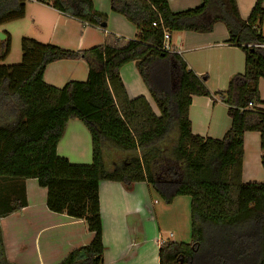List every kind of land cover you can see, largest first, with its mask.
Listing matches in <instances>:
<instances>
[{"label": "trees", "instance_id": "trees-1", "mask_svg": "<svg viewBox=\"0 0 264 264\" xmlns=\"http://www.w3.org/2000/svg\"><path fill=\"white\" fill-rule=\"evenodd\" d=\"M84 24L105 28L108 16L93 0H39ZM28 0H0V25L23 19ZM264 0L247 20L236 0H203L201 6L173 12L169 0H111L112 11L138 30L135 38L108 33L104 44L70 50L22 38V62L0 64V219L27 205L25 181L47 189V207L83 219L94 238L71 251L61 264H104L101 181L132 189L146 182L168 203L188 196L191 242H163L160 264H264V182H244V136L261 135L264 168V110L259 81L264 78ZM216 23L229 32V44L246 55L245 71L227 89L211 93L177 52L161 49L164 32L209 33ZM174 46V45H173ZM10 52V35L0 40V61ZM84 59L88 79L58 88L44 80L48 65ZM134 62L159 115L146 97L130 99L121 68ZM193 96L219 97L228 105L231 128L223 138L193 133ZM84 123L92 138V162L74 164L57 146L70 120ZM178 139L164 146L172 128ZM109 141L130 158L105 167ZM169 257V259H168ZM0 264H16L6 254L0 225Z\"/></svg>", "mask_w": 264, "mask_h": 264}, {"label": "crops", "instance_id": "crops-1", "mask_svg": "<svg viewBox=\"0 0 264 264\" xmlns=\"http://www.w3.org/2000/svg\"><path fill=\"white\" fill-rule=\"evenodd\" d=\"M236 1L241 17L247 20L257 0ZM202 3L203 0H169V7L173 12H180L197 8ZM93 4L97 12L108 16L105 28L84 24L39 0H28L25 17L5 25L30 21L35 32L32 38L76 51L104 44L108 33L129 39L137 36V28L123 15L112 11L111 0H93ZM0 32L5 37L6 34L11 36L5 28H0ZM229 38L226 26L216 23L209 33H176L171 41L193 72L198 76H207V88L216 93L227 89L232 76L245 71V52L229 44ZM120 74L129 98L146 97L159 115L136 64L127 63ZM88 75L89 65L84 59L60 60L47 66L44 80L62 88L70 81L85 82ZM259 91L262 103L258 104V108L264 110V78L259 81ZM189 117L193 133L202 137L221 139L232 125L228 105L219 97L193 96ZM109 144L107 141L104 152L107 169L110 167L107 163ZM244 150L243 181L264 182L259 132L245 133ZM57 152L74 164L92 162V138L83 122L76 119L68 122ZM25 191L27 205L0 219L6 254L11 262L61 264L71 251L91 243L94 233L83 219L49 210L47 189L41 187L36 179L25 181ZM99 195L104 264H160L159 253L161 244L168 240L163 235L167 229L161 225L157 227L154 221L158 219V211L156 207H149L147 202L152 195L147 183L137 182L132 189H127L121 182L101 181ZM155 214L157 217L154 219Z\"/></svg>", "mask_w": 264, "mask_h": 264}, {"label": "rangeland", "instance_id": "rangeland-1", "mask_svg": "<svg viewBox=\"0 0 264 264\" xmlns=\"http://www.w3.org/2000/svg\"><path fill=\"white\" fill-rule=\"evenodd\" d=\"M1 29L5 28L9 30L10 36V52L8 56L3 60L0 61V64L4 65H18L22 62V38L32 37L34 36L32 25L30 21H18V23H12L5 25L3 24L0 26ZM24 33H28L25 34ZM24 35V36H22ZM28 35V36H27ZM2 32H0V40H3ZM37 39V38H33ZM155 109L157 110L156 106ZM158 112V110H157ZM178 139V129L175 125L170 134L168 135L164 146H168L172 149L177 142ZM108 169L113 170L117 166H120L126 158H130L128 152L120 150L116 148L110 142L108 146ZM105 152V150H104ZM121 156V157H120ZM151 201V202H150ZM149 207L153 206L156 207L158 211V219H155L157 215L154 216V221L157 224V227L161 225L162 228H166L165 233L163 234L166 242H191V205H190V198L188 196H180L175 199L174 202L168 203L162 196L158 195L156 192H152L151 199H148ZM152 208V209H153ZM151 211V210H149ZM159 223V224H158ZM170 227V228H169ZM173 233V234H171ZM174 235V236H173ZM169 259V257H168Z\"/></svg>", "mask_w": 264, "mask_h": 264}, {"label": "built area", "instance_id": "built-area-1", "mask_svg": "<svg viewBox=\"0 0 264 264\" xmlns=\"http://www.w3.org/2000/svg\"><path fill=\"white\" fill-rule=\"evenodd\" d=\"M172 35L169 31H165L164 32V40H163V44H162V47L161 49L163 51H170V52H177L180 54V51L175 48L172 44ZM255 46H260V47H264V43H261V44H255ZM258 107V105H257Z\"/></svg>", "mask_w": 264, "mask_h": 264}, {"label": "water", "instance_id": "water-1", "mask_svg": "<svg viewBox=\"0 0 264 264\" xmlns=\"http://www.w3.org/2000/svg\"><path fill=\"white\" fill-rule=\"evenodd\" d=\"M104 26H106V24H104ZM2 38H5V34L2 33Z\"/></svg>", "mask_w": 264, "mask_h": 264}]
</instances>
